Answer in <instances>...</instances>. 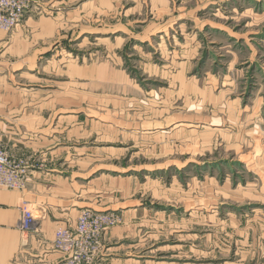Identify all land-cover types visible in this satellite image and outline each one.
Instances as JSON below:
<instances>
[{
	"label": "rangeland",
	"instance_id": "obj_1",
	"mask_svg": "<svg viewBox=\"0 0 264 264\" xmlns=\"http://www.w3.org/2000/svg\"><path fill=\"white\" fill-rule=\"evenodd\" d=\"M109 8L81 12L55 50L89 67L78 118L107 124L69 144L80 210L118 213L109 251L134 264H264V0Z\"/></svg>",
	"mask_w": 264,
	"mask_h": 264
},
{
	"label": "crops",
	"instance_id": "obj_2",
	"mask_svg": "<svg viewBox=\"0 0 264 264\" xmlns=\"http://www.w3.org/2000/svg\"><path fill=\"white\" fill-rule=\"evenodd\" d=\"M45 1L35 0L30 14L11 32L0 29V143L13 153L35 155L44 163L30 171L24 189H0V264H49L59 258L53 244L55 229L75 225L78 202L88 198L82 194L83 184H77L76 173L70 171L77 162V151L69 144L85 137L86 124L101 130L107 126L81 115L78 120V108L85 107L77 100L86 93L76 99L75 81L85 80L89 67L67 62L55 50L62 29L75 26L81 12L96 8L104 16L110 10L109 0H91L76 8L64 4L63 14L56 6L66 0ZM62 16L66 20L61 21ZM96 69L89 72L91 76ZM106 130L99 131L101 136ZM23 200L38 217L28 231L19 227ZM113 227L105 232L95 264H134L109 251V239L126 230Z\"/></svg>",
	"mask_w": 264,
	"mask_h": 264
},
{
	"label": "built area",
	"instance_id": "obj_3",
	"mask_svg": "<svg viewBox=\"0 0 264 264\" xmlns=\"http://www.w3.org/2000/svg\"><path fill=\"white\" fill-rule=\"evenodd\" d=\"M32 0H0V29L10 31L25 19ZM32 169L25 156L11 152L0 143V189L25 188ZM19 227L22 231L33 228L37 214L23 200L20 206ZM120 216L114 211L93 208L81 209L75 225L58 226L53 244L60 258L50 264H92L102 249V237L106 230L117 225Z\"/></svg>",
	"mask_w": 264,
	"mask_h": 264
},
{
	"label": "bare ground",
	"instance_id": "obj_4",
	"mask_svg": "<svg viewBox=\"0 0 264 264\" xmlns=\"http://www.w3.org/2000/svg\"><path fill=\"white\" fill-rule=\"evenodd\" d=\"M79 215V214H78ZM78 217V216H77ZM77 220V219H76Z\"/></svg>",
	"mask_w": 264,
	"mask_h": 264
}]
</instances>
